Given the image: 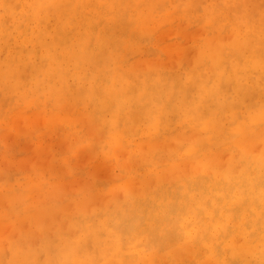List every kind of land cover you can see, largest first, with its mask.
Returning a JSON list of instances; mask_svg holds the SVG:
<instances>
[{
    "label": "bare ground",
    "instance_id": "6f19581e",
    "mask_svg": "<svg viewBox=\"0 0 264 264\" xmlns=\"http://www.w3.org/2000/svg\"><path fill=\"white\" fill-rule=\"evenodd\" d=\"M165 1L140 0V4L135 5L136 8H141L139 12L138 10H129L125 0H49V5L42 8L41 14H43V17L41 15V19H39L38 16H35L40 20V26L44 28L42 30L40 27L43 40H46V42L51 40L41 48L43 51H39L38 48V53H34L37 54V63V57H40L41 60L46 59L48 66L51 68L46 70L44 75L52 80L65 81L64 88L68 90L70 98L74 100H71V103L75 104L77 102L78 94L86 93L89 96H94L95 115H93V112L89 113L93 118V125H95V122L99 125L98 121L101 122V120L105 122L107 115L112 112L114 116L113 123L121 122L122 119L125 121L131 120L135 118V115L138 116L143 108L148 109L153 118H149L148 122H143L140 119L137 131L133 128L129 132L132 147L128 146V150L129 152L131 150L135 151L130 156V161L138 162V160H141L138 169L135 168L140 172L138 174H134L135 172L130 173V176L123 172L128 178L126 177L127 180L125 179L124 182L121 180L123 183L118 181L119 186L117 187L122 188L119 192L115 190L116 186L114 189L110 188L111 185L107 188V184H102L99 180L97 184L93 182L92 186L88 188L90 192L84 194L87 191H80L81 196H84V200L78 201V197L75 198L76 201L73 200L75 205L71 204L74 208L72 211L69 210L72 207L67 203V195L53 193L51 199L55 202H52L51 205V203H47L49 201L47 199L40 201L44 194V192H40L43 193L40 194V197L33 198L35 202L32 203V208L27 211V217L25 218L27 220L22 221L23 214L18 221L23 223L29 221L28 217L33 212H36L35 218L37 220L43 216L41 222L37 221L39 225L44 224L43 220L45 218L52 221L54 217L52 215H56V213L60 215L59 219L64 216L65 221L69 223L67 231L64 227L65 232H68L67 236H73L78 229L81 234L72 242L63 239L61 253H69L68 258L71 256L72 260L74 258L81 259L83 263L87 261L86 263L89 262L90 264H264V0H220V8L218 9L216 8L217 5L212 7L206 4L204 6L205 0H201V3L198 2V4L194 0L195 3L192 2L193 6L199 9L204 6L202 10L204 13L200 15L198 9L196 11L194 9L185 10L184 14L187 15L185 23L199 26L198 28H201L202 33L197 32L200 35L198 38H196L197 35L194 36L196 30L193 34V37H195L194 48L197 49L195 52L198 51L197 56H195L196 61L194 60L196 64L191 66L192 64L189 63L191 67H187L183 61L185 56H181V60H177L178 66L175 62L176 66L183 70L182 72L178 68L176 69L179 72L174 71V69L165 70V67H162L163 58L159 56L154 57L153 62L151 58L148 59L152 62V68L149 65L150 63L140 65L139 61L141 59L139 57H131H135L137 52L133 55L130 52L136 45L135 40L130 38L132 35L130 34V40L128 39V45L131 47L129 57L122 58V64L124 65H120L132 70L129 72L131 75H129V78L136 77L141 80L142 87H140V94L138 95L141 101L135 100L134 95L133 97H127V94L123 98V92L112 94L109 90H102V83L104 81L108 82V79L105 76L102 80L99 78L102 75L101 73L104 72V66L110 64V60L105 61L103 59L100 48L108 50L110 47L116 46L113 45L116 40L114 43L109 41L110 39L105 42L107 41L106 39L103 40L107 38L104 36L105 34L95 33V23L99 27L103 26V32L109 31V26L104 27L105 23L112 25L110 26V32L116 29L124 33L137 32L138 26L136 23L144 19L154 8L166 6ZM172 1L174 2V0ZM23 4L24 0L6 1L7 13L3 17L9 14L8 23L16 22L12 19L11 13L16 7L18 9L24 8L25 5L23 6ZM50 5L54 6L52 10L49 7ZM131 7L133 6L131 5ZM51 12L52 14L55 13L52 17L56 20L55 25H51L52 22L48 18L49 16L51 18V15H49ZM162 14L164 15V13ZM180 14L178 12V15L171 14L168 16L170 18L176 16L174 19L179 20ZM134 15L137 16L135 20ZM169 17L163 19L162 16L161 20L158 17L159 25L163 30H166L165 27L168 26L165 23H169L170 19L166 20ZM174 19L172 21H175ZM51 20L53 21V19ZM163 20L166 21L163 22ZM6 22L4 21L3 25ZM176 23H179V21ZM180 24L183 25V22L170 29L175 34L172 32V37L177 38V36L183 35L181 29H179ZM1 25L0 34L4 32V26ZM49 27L52 28V38V33L47 32V30L50 31ZM26 28L28 27L25 25L24 33L29 29ZM10 29H5L6 34L18 35L20 33V28ZM226 29L231 30L229 41L225 39V41L217 40L220 33ZM143 30L145 31L144 27ZM135 34H138L139 39L142 40L139 31L134 33L133 36ZM93 35L95 41L97 40L100 43V48L98 46L99 50H96L88 47L90 48L89 55L92 54L91 56L96 55L98 57L92 59L78 56L81 54L86 55L83 46L85 40L83 38ZM166 38L168 39V37ZM141 40L136 39L138 42ZM15 41L16 39L9 40L6 37L3 42L9 48ZM176 41L177 45L180 46L176 45L178 48L174 46L177 48L175 50L182 55L181 52H186L189 46L185 47L187 46L185 42L181 44L180 40ZM77 44L81 47L75 53L74 45ZM139 44H143V41ZM164 45L166 46L165 49L169 47V45ZM120 46L124 47L121 44ZM120 46L118 48H121ZM162 47L160 46V48ZM169 48L171 49V47ZM123 50L120 52V57L124 55ZM167 50H164V52ZM169 50L167 53H169ZM24 53L25 51L22 54ZM138 53L140 52L138 51ZM149 53L151 51L148 52L147 50V54ZM1 56L3 55L1 54ZM141 58L143 59V57ZM147 58L146 56V60L144 58L141 62L147 61ZM155 59L162 63L159 64V69L171 72L164 75L160 69V72L156 73L159 69L155 68L158 65V63L155 64ZM17 65L27 69L25 70V72L27 71L25 77L21 74L23 79L27 80L28 70L33 77L35 76L32 72H36L37 69L32 64L27 65L24 56L18 58ZM96 65L99 71L88 75L86 68L88 67L94 72ZM145 65L150 66L147 71H145ZM137 66L145 67H143L144 69L141 67V71ZM153 69H155L153 71L155 81H152L154 75L148 74V72L152 73L151 70ZM147 77H151V79ZM26 80H23L24 83L28 82ZM22 82H20L21 86L24 85ZM151 82L156 84L152 85ZM0 83H2V80H0ZM20 85L19 87H21ZM7 88L9 89V86ZM96 88L97 90H94ZM137 90L138 88L136 91L134 89V92L136 93ZM60 93L64 94L63 88H61ZM120 102L125 103V106L128 105L127 108H123L127 110L126 114L122 115L121 113L119 115L121 111ZM46 103L49 104L48 101ZM34 104L37 103L34 102ZM68 105L66 104V107ZM91 105H88L90 109ZM14 106V108L19 107L16 104ZM50 108L48 107L47 111L52 109ZM21 109L23 110V108ZM25 109L24 111H26ZM40 110V113L35 110L37 114H32V116L36 117L40 114L47 122L54 115L61 122L67 121L66 126L68 124L70 131H77L76 120L82 115L81 110L79 111L78 108L72 116L68 117L64 115V112L63 114L62 112L59 113L61 110L57 112L54 109L51 115L44 114V111L45 113L47 111L43 106ZM21 112L19 111L18 115H22ZM136 112L140 113L136 114ZM30 116L29 118L32 117ZM95 117L98 120H95ZM13 119H15V116ZM129 123L131 122L129 121ZM134 124H136V121ZM97 125L95 126L97 127ZM98 127L97 131L99 129L103 130V127ZM104 130L103 135L98 131L103 141L105 138ZM126 133L125 130H120L123 141H119V143H122V145L125 144L124 137ZM142 154H144L143 159ZM8 187L13 189L11 188L13 185ZM85 189L87 190V188ZM36 190L35 192H37ZM19 192L21 198L25 192L23 194H21V191ZM5 194L6 199L8 193ZM12 194L11 197L15 198L16 193L13 191ZM26 195L30 196L28 193ZM8 198L11 199L10 196ZM48 198L50 199V197ZM92 198H99L100 201L95 202L93 200V203L90 201ZM9 199L5 200L8 204L4 206H10V210L16 211V209H13L15 208L13 207L14 203L10 202ZM35 199H39L38 202ZM21 202L16 203V205H22ZM10 203H13L12 206L9 205ZM34 206L36 208L32 210ZM89 206H91V209L87 210L85 207L88 208ZM18 210L20 212L21 209ZM17 212L14 213V219L21 213ZM56 216L58 217V215ZM2 217V224H5L4 218L10 216ZM63 219H60V223L61 221L64 222ZM10 220L6 222V227L10 231H12L11 227H14L16 229L14 231L19 232V237H16L18 240L21 237L19 229L23 223H18L20 225L16 228ZM8 223L12 226H9ZM30 223L29 221V225ZM49 223L45 226L49 225L48 228L50 227L51 230L45 231V234L48 232L51 234L52 228L55 231L53 225ZM25 224L27 225L28 222ZM61 225L64 226V223ZM71 226H75L77 230L75 231L74 227L70 230ZM27 229H30V226ZM27 229H23L24 233L27 232ZM73 231L75 232L73 233ZM28 233L30 232L28 231ZM35 236L33 237L35 238ZM36 239L34 240L37 241ZM54 241L51 243L53 244ZM36 244L37 242L34 245ZM5 247L7 248V246ZM50 250H52V245Z\"/></svg>",
    "mask_w": 264,
    "mask_h": 264
},
{
    "label": "rangeland",
    "instance_id": "374dc122",
    "mask_svg": "<svg viewBox=\"0 0 264 264\" xmlns=\"http://www.w3.org/2000/svg\"><path fill=\"white\" fill-rule=\"evenodd\" d=\"M6 1L7 0H0V7H1L0 8V11H1L0 12V21H1L2 25H3L4 21H7L5 23V25H3L4 26L3 27L4 32L2 34H0V47H2L0 49V56H1V54L3 55L0 58V78H1L0 80H2V83H0V126H2V127H0V262L2 264L3 263L4 264H37L39 257L41 256L38 264H90L89 262L86 263L87 261L85 263H83V261L81 259H77V258H74V260H72L71 256L68 258L69 253H65V254H64V252L61 253L62 240L63 239H68L69 242H72L81 234L79 229L77 230L76 227L73 226L75 228L74 229L71 226L70 230L74 229L75 231L77 230V232L75 234H73V236L72 235L69 236V237H71L69 239V237L67 236L68 232H65V229H66V231H67V229H69V223H68V221L67 222L65 221L64 216L60 217L61 220L64 218L63 219L64 222L61 221V223H60V219H59L60 215L56 213V215H58V217L56 215H52L55 217V218L53 217V219H55V220L52 219V221H51V219L45 218L43 220L44 226L42 224H40L41 225L40 226L37 221L41 222V220H42L41 217H43V216L39 217L40 219L37 220L35 218L36 212H33V213H31L32 215L30 214V217H28L29 221L31 222L30 225H29V221H27L28 222L27 225H29L30 229H31V231H30V229H27V227H29V226H27L25 224L27 222L23 223L24 221L27 220V219H25L27 217V211L29 210V208H32V203L35 202L33 198L34 197L38 198L41 196L40 194H43L40 192H44V194L42 195L43 198H41L40 201L47 199V200H49V201H47V203L48 204L51 203V205H52V202L53 203L55 202V201H52V199H51L53 197V193H57V195H60V194L67 195V199H68L67 203H69L70 204L69 206L72 207L69 210L72 211V209H74L73 206L75 205L74 204L75 202L73 201V200H75V198L78 197L79 198L78 201L84 200V198H83L84 196H81L82 193H80V191L81 192H82V190H83V192L87 191L86 193H84V194H87L88 192H90L88 190V188H90V186H92L93 182H95V184H97L98 180L101 181L102 184L103 183L107 184V188H109L111 185L110 188L114 189V187L116 186L115 190L119 192L122 188L120 189V187H117V186H119L118 181H119V183L122 181L124 182V180L125 179L127 180V178H128L127 175L130 176L134 172H135L134 174H136V173L138 174L140 172L139 170L137 171V169L139 167V164L141 163V160H138V162L137 161H130V156H132V153H134L135 151L131 150L129 152V150H128L129 147L131 146V141H132L131 136H129V132L133 128H134L133 130L137 131L139 123H140V121H139L140 119L143 122H148L149 118H153V116H152L151 112L148 111V109L143 108L141 113L136 112V114L140 113L142 116L140 114H139L140 116L139 115L136 116L133 113L135 115L134 116L135 118H132L131 120H127V121L122 119L121 122H118L120 124H118V123H113L114 116H113V112H112L110 115H107L105 122H103L101 120V122L98 121L100 123V124L98 123L99 125H97L95 122V125H97V127L95 125H93V121H92L93 118L91 117V115H89V113L93 112V115H95L94 114L95 106H94V101H93L94 96H89L86 93L85 94L82 93V95L78 94L77 102H75V104L76 103L77 104L75 105L74 103H71V100L72 101H74V100L70 98L68 90L66 88H64L65 81H59L58 79L52 80L48 76L44 75V72L51 68L48 66V62L46 59H44V60H46V61H44V60H41L40 57H37L38 58V63H37V59H36L37 54H34V53L35 52L38 53V50H37L38 48H39V51H43L41 48L44 46V44L49 43L51 40H47V42H46V40H43L42 33H41L42 31L40 30L42 28L40 26V23H39L40 20H38V18L35 16H38L39 19H41L40 18L41 15L43 17V14H41L42 8L49 5V3H50L49 0H24V4H23V6L25 5L24 8L21 7V9L20 8L18 9V7H16V9L13 12L15 13V11H16L17 15H15L16 13L15 14L13 12L11 13L12 19L16 21V22H11V23H8L9 22L8 20L10 18L9 14L6 17H3V15H5V13H7V10L5 7V6H7ZM125 1L127 3L129 10H133V11L138 10L139 11L141 9V8H136L137 6H135L137 3L140 4V0H125ZM195 1L197 2V4H198V2L201 3V0H198V1L195 0ZM195 1L194 0H181V1L180 0H177V1L174 0V2H175L174 3L172 0H166L164 2V4H166V6L164 5L163 7H159L157 9L154 8L158 12L153 9V11L150 12V14H148L146 17H144V19L140 20L139 23H136L138 26V31L140 33V36L142 37V40L139 39L138 34H135L133 36V34L138 33V31L137 32L129 31L128 33H124L122 31H120V30L118 31V29H116V30L110 32V26H112V25L109 23L108 24L105 23L104 27L109 26V31L103 32V29H102L103 26L99 27L97 25V23H95V25H94V31L96 30L95 33L100 32L101 35L105 34L104 36L107 37V38L103 39L104 41H105V39L107 40L105 42H108V40L110 39L109 41L114 43V41L116 40L115 41L116 43L113 44L116 46L110 47L108 50H106L104 48L101 49L100 43L97 40L95 41L94 35L93 36H86L83 38L85 40V43L83 44V46L85 47L86 55L85 54H81V55L77 54V55L78 56H84L87 58L90 57L92 59H95L98 56H96V55L91 56L92 54L89 55L90 54L89 49L92 48V49L99 50L98 49V46H99L103 59L105 61L107 59L110 60V64H107V66H104V72L101 73L102 75L99 78L100 80H102L105 76V78L108 79V82L104 81L102 83V85H101V87L103 86L102 90H106V91L109 90V92L112 94H116V92H123V98L127 94H128L127 97H129V96L133 97V95H134L135 100L141 101V99L138 98V95L140 94V87H142L141 80L137 79L136 77H131L132 79L129 78V75H130L129 72H131L132 70H130L129 68L127 69L126 66H121V65H124V64H122V58L126 59L127 56L129 57V50L131 49V47L128 45L129 44L128 39L130 40V38L131 39L133 38L136 42V45L134 46L135 51L133 49L130 52L132 55L135 52H137V53H135V57L134 56H131V57H133V58L139 57L141 60H143L144 58L146 60V56L148 57L147 61L144 60V62H141V60H140L139 61V64L141 63L140 65H142V63H150L149 65L151 66L152 65L151 63L153 62V58L154 57L156 58V56L157 57L159 56L160 58H163L164 62H163V66L162 65L161 66L165 67L164 68L165 70L166 69L167 70L168 69H170V70L174 69V71H176L177 70L176 68H178L177 62L179 60H181V58H180L181 56H183V57L185 56V60L183 59L184 64L187 67L190 66L189 63L192 64L191 66H194L196 64L194 62V60L196 61L195 56H197V54H198V51L195 52L197 49L194 48V43H195L194 40H195L196 35H197L196 38H198V36H200L199 34H197V32L199 31L198 33H200V32L202 33V31H201V28H198L199 26H192V25H189L188 23H185V21L187 20V19H185L187 17V15L184 14V11L187 9H190V10L194 9L196 11L198 9L200 15H202L204 13L202 10L204 9V6L206 4L210 5L212 7L217 5L216 8L217 9L220 8L219 7L220 6V0H205L203 8H200V9L193 6L192 2L195 3ZM216 3H218V4H216ZM55 5H56V1H55ZM131 5L133 7H131ZM197 6H201V5L199 4ZM49 7L51 10L54 8L53 5H50ZM26 10H28V11H26ZM161 12L164 13V15ZM178 12L181 13L180 14L181 16L178 17L179 20L174 19L176 16L174 18L171 16V18H173L175 20V21H172L173 19H171L168 15H171V14H174V15L177 14L178 15ZM53 14H55V13H53ZM53 14H52V12L49 13V15H51V18L48 15L49 20L52 22L51 25L56 24L55 18H52L54 16ZM135 15H137V13H135ZM162 16H163V19H164V17H169L166 20L170 19L169 23H167V24L165 23V25H168L167 27H165L166 30H163L161 28V26L159 25L160 23L158 21V17L161 20ZM19 17H21V18H19ZM5 18H6V20H5ZM51 19H53V21ZM135 19H137V16L134 17V20ZM144 20H145V23H144ZM166 20H163V22H165ZM177 21H179V23L183 22V25L180 24V28H179V29H181V33L183 35L177 36V38H176V37H172L173 36L172 32L174 34V31L171 32L170 29L173 28V26H176V24L179 25V23H176ZM129 22H130V20H129ZM1 23H0V25H1ZM184 23H185V25H184ZM38 24H39V26L37 27ZM25 25L29 29L26 28L28 30L25 31V33H24ZM20 26H22V27H20ZM96 26H97V28H96ZM9 27H11L12 29L13 28H20V33L18 35L17 34L12 35L10 33L6 34L5 29L6 28L10 29ZM143 27H144L145 31L143 30ZM155 27H157V28H155ZM177 27H179V26H177ZM49 28H50V31L47 30V32L52 33L51 34V38H52V35H53V32L51 30L52 28L51 27H49ZM12 29H10V30H12ZM62 29H63V27H62ZM42 30H44V28H42ZM195 30H196V32H195ZM34 31H36V32H34ZM230 31H231L230 29L224 30L222 33H220L219 39H217V40L229 41V38L231 37ZM114 32L116 34L117 33H119V34H117V36H116V34ZM194 32L196 33L194 35L195 37H193ZM143 33L146 35H144ZM106 34H108V35H106ZM109 34H111V35H109ZM130 34H132L131 37H130ZM2 35H3V37H2ZM123 35H125V36H123ZM187 35H188V37H187ZM165 36L168 37V39ZM226 36H227V38H226ZM6 37L9 40L10 39L11 40L16 39V41L13 42L9 48H8V46H6L7 44L5 42H3L6 39ZM24 38L27 40L25 41ZM29 38L31 39L30 41H29ZM135 38L138 41L139 40L143 41V44H139L141 41L138 42V41H136ZM164 38H166V39L164 40ZM176 40H178V41L180 40L181 44L185 42L186 43L185 45H187L185 47L189 46L188 49L186 48L188 52L187 51L181 52L182 53V55H181L180 52L176 51L177 48L180 46L179 44L177 45ZM91 41H92V43H91ZM160 41H161V43H160ZM119 43L124 47H121ZM174 43H175V45H174ZM220 43H223V42H220ZM21 44H23V45H21ZM97 44H99V45H97ZM164 44H166L167 46L169 45V47H171V49L169 47H167L168 50L170 49L169 53H167L168 50H167V48L165 49L166 46ZM21 46H23V47H21ZM118 46H120L121 48H118ZM125 46H127V47H125ZM160 46L161 47L163 46V47L160 48ZM172 46H173V49H172ZM174 46L177 48H175ZM80 47L81 46H78V44L74 45L75 53ZM88 47H90V48H88ZM128 47H130V48H128ZM3 48H4L5 52L2 50ZM123 48H125V50H123ZM21 49H23L25 51L24 54H22L24 51ZM102 50L103 51L105 50V52L106 51L107 52L105 53ZM122 50H123L124 55L122 57H120V52H122ZM147 50H148V52L151 51V53L147 54ZM164 50H167V51L164 52ZM138 51L140 53H138ZM142 52H144V53L141 54ZM125 53H127V54H125ZM21 56L25 57V61H26L27 65L32 64L37 69L36 72H32L35 75L34 77L31 74V72L28 70V73L31 75L27 74V76H28V78L26 77L27 80L23 79L21 77V74H23V77L26 76L27 71L25 72V70H27V69L21 68L20 66L17 65L18 58H20ZM141 57H143V59ZM189 57H190V59H189ZM149 58H151L152 62L148 61ZM125 59H123V60H125ZM191 59L193 60L192 62H191ZM154 61H156L155 64L158 63V65H156L155 68L160 67L159 64H162L160 61L158 62L157 59H155ZM175 62L177 64V66H176ZM136 64L138 65V63H136ZM169 64H170V66H169ZM149 65H145L146 67L145 66H141V67L142 68L145 67L146 68L145 71H147V68L150 67ZM117 66H119V67H117ZM141 67L137 66V68L141 69V71H142ZM153 67H154V65H153ZM151 68H152V66H151ZM86 69H87L86 73L88 75L99 71L97 68V65L95 67L94 72L90 68L88 69V67ZM124 69H126V70H124ZM160 69L156 73H159ZM164 69H161V73L164 75L171 72V71L165 72ZM178 69L181 70L180 72L183 71L181 68H178ZM154 70L155 69L151 70L152 73L148 72V74H152V76H153ZM145 71H143V72H145ZM124 72H125V74H124ZM177 72H179V71L177 70ZM123 74H124V76H123ZM153 77L154 78L152 81H155V75ZM147 78L151 79V77H147ZM23 80L24 81L26 80V82L28 81L27 83H29V84L24 83ZM132 80H134V81H132ZM20 82H22V84H24V85L21 86ZM140 84H141V86H140ZM151 84L155 85L156 83L151 82ZM19 85L21 87H19ZM131 85H132V87H131ZM135 85H136V87L138 85V87H137L138 90L136 93L134 92V89H135V91L137 89L136 87L134 88ZM8 86H9V89L7 88ZM112 87H114V88H112ZM50 88H52V89H50ZM61 88L64 89V94L60 93ZM131 88H132V90H131ZM94 90H97V88ZM115 90H117V91H115ZM66 92L68 95L66 94ZM5 100H7L6 103H5ZM68 100L70 103L68 102ZM46 101H48L49 104L46 103ZM34 102H36L39 105H37V104L35 105ZM91 102H93L92 105H91ZM143 103H145V101H143ZM15 104L19 107L14 108ZM46 104H48V105H46ZM66 104H69V105L66 107ZM71 104H74V105H71ZM88 105L89 106L91 105V109ZM119 105L121 106V108H120L121 111H120L119 115H121V113H122V115L126 114L127 110H124L123 108H127L128 105L125 106V103H122V102H120ZM42 106L45 107L46 111L48 110L47 109L48 107L52 108V109L50 108L52 111L49 110L46 113L44 111V114H47V115L50 114L51 115L55 109V111H57V112L59 110H61L59 113L62 112V114H63V112H64V115L66 117H68L70 115L72 116L73 113H75L77 111V108L79 111L81 110L80 113H82V115L79 116L76 120L78 132L77 131L75 132L74 130L70 131L68 129V124L66 126L67 121L61 122V120L60 121L57 120L58 117L56 118V117H54V115H52L53 117L51 116L52 118L50 117L51 119L49 118V120H47V122L44 121L42 115H40V114H39L40 116L39 115L36 117L32 116V114L36 115L37 114L36 112H39V110ZM11 108H13V109H11ZM19 108L20 109L23 108V110L22 109L18 110ZM24 108H26L25 109L26 111H24ZM9 110H10V112H9ZM35 110H36V112H35ZM19 111H22L20 113L22 115H18ZM23 111L25 112V114ZM50 111H51V113H49ZM85 112H87V113H85ZM42 114H43V112H42ZM29 115H31L32 117L30 116L31 118H29ZM14 116H15V119H13ZM45 118H46V116H45ZM95 120H98V119H96V117H95ZM129 121L131 123H129ZM135 121H136L137 125L134 124ZM106 123H107V125H105ZM125 124H126V126H125ZM129 124H130V127H129ZM131 124H132V126H131ZM133 124H134V126H133ZM119 125H120V127H119ZM98 126H100V128L103 127V130L105 129L104 130L105 131L104 141L101 137L103 130H100V129L98 130L101 133L99 135V133L97 131V129L99 128ZM135 126H137V127H135ZM128 127H129V129H128ZM30 128H32V129H30ZM120 130H122V131L125 130V133L127 132L126 133L127 135L125 134V137H124L125 138V142H124L125 144H123V145H122V143H119V141L120 142L123 141V138H121L123 136H122V134H120ZM98 139L99 140L102 139V140L99 141ZM127 143H128V145H127ZM97 153L100 155H98ZM148 156H149V154H148ZM143 158H144V154H142V159ZM111 161H113V162L111 163ZM123 168H124V170H123ZM135 168H137V169H135ZM131 170H132V172H131ZM123 172L124 173L126 172L127 175L123 174ZM112 181H114V182H112ZM108 182H109V184H108ZM112 184H113V186H112ZM12 185H13V187H11V188H13V189H9L10 187H8V186H12ZM23 185H27V186H23ZM85 188H87V190ZM1 189H3V190H1ZM32 189H33V191H32ZM34 189L35 190L37 189L36 191L39 194L37 192H35ZM4 190H6V192L8 193L6 199L4 196V194L6 192H4ZM13 191H14V193H16L15 198L11 197L13 195L12 194ZM19 191H21V194H23L25 192V194L28 193V194H30V196L29 195L25 196V194H23V196L20 198V196H19L20 192ZM75 194H76V196L74 197ZM46 195H48V196H46ZM9 196L11 199L8 198ZM31 196H32V198H31ZM13 197H14V195H13ZM48 197H50V199ZM23 198H25L26 200ZM7 199H9L10 202L12 201L14 203L13 207H15V208H13V209H16V211H18V212H19L18 209H21L20 210L21 213L19 212L20 214L18 215V217L16 219H14V213H16V211L10 210V206H4V205L8 204L7 201H5ZM15 199H16V201H18V200L22 201L21 202L22 205H16V203L19 204L18 202H20V201L16 202ZM31 200H32V202H31ZM38 200H36V202H38ZM93 200L95 202L100 201L99 198L98 199L92 198L90 201L94 203ZM40 201H39V203H40ZM12 204L10 203L9 205L12 206ZM71 204H73V206ZM58 205H59V203H58ZM89 205H90V203H89ZM34 208H36V206H34L32 210H34ZM85 208L87 210H90L91 206H89L88 208L87 207H85ZM6 214L11 217V220H10V217H8ZM23 214H24V218H23V220L21 219L23 222L18 221L19 218L22 217ZM45 215H46V213H45ZM2 216L8 217V218H4L5 224H2L3 223L2 222L3 219L1 221V218H3ZM46 216H44V217H46ZM8 220H10L11 223H14V226H16V228L19 227L21 222L23 223L22 227L19 229V231L21 232V237H20L21 239L19 238L17 240L16 237L18 236L19 232L14 231V229H15L14 227L13 228L11 227L12 231H10V229L6 227L7 226L6 222H8ZM46 220H48V221H46ZM49 222L51 223V225H53L52 227H54L55 231L52 228L51 234H50V232L45 234L47 231L51 230L50 227L48 228L49 225L47 227L45 226ZM18 223H20V224H18ZM63 223H64V226L61 225ZM8 225H9V223H8ZM9 226H12V224H10ZM36 226H37L38 230L36 229ZM67 226H68V228H67ZM61 227L63 229H64V227H66V228L63 230ZM22 228L27 229L26 233L30 234V235L27 236V234L24 233V230ZM32 229H33V231H32ZM28 231L30 233H28ZM75 231H73V233ZM52 232H53V235H52ZM69 232H72V231H69ZM24 234H26V235H24ZM33 236H35V238H37L36 239L37 241L34 240L35 238ZM27 240H28V242H27ZM21 241H25V242H21ZM52 241H54L53 244L51 243ZM36 242H37V244L34 245ZM51 245H52V250H50ZM3 246L4 247L7 246V248L6 247L4 248ZM6 250L8 253V254L6 253L7 256H5ZM1 256L3 259L1 258Z\"/></svg>",
    "mask_w": 264,
    "mask_h": 264
}]
</instances>
